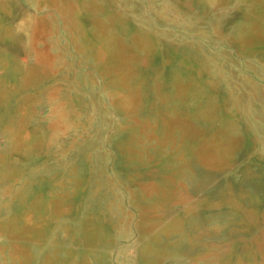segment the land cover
Returning <instances> with one entry per match:
<instances>
[{
    "label": "rangeland",
    "instance_id": "obj_1",
    "mask_svg": "<svg viewBox=\"0 0 264 264\" xmlns=\"http://www.w3.org/2000/svg\"><path fill=\"white\" fill-rule=\"evenodd\" d=\"M0 264H264V0H0Z\"/></svg>",
    "mask_w": 264,
    "mask_h": 264
}]
</instances>
